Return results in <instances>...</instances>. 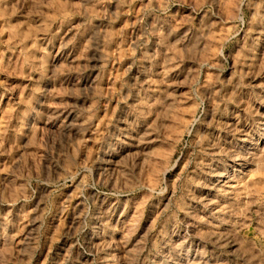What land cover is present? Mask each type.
Masks as SVG:
<instances>
[{
	"label": "rangeland",
	"instance_id": "374dc122",
	"mask_svg": "<svg viewBox=\"0 0 264 264\" xmlns=\"http://www.w3.org/2000/svg\"><path fill=\"white\" fill-rule=\"evenodd\" d=\"M0 264H264V0H0Z\"/></svg>",
	"mask_w": 264,
	"mask_h": 264
}]
</instances>
